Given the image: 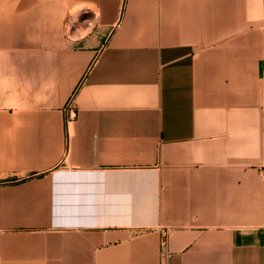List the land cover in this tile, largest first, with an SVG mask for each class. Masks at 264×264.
<instances>
[{"label": "crops", "instance_id": "0c3cea01", "mask_svg": "<svg viewBox=\"0 0 264 264\" xmlns=\"http://www.w3.org/2000/svg\"><path fill=\"white\" fill-rule=\"evenodd\" d=\"M161 260L264 264V0H0V264Z\"/></svg>", "mask_w": 264, "mask_h": 264}, {"label": "built area", "instance_id": "2783aa9c", "mask_svg": "<svg viewBox=\"0 0 264 264\" xmlns=\"http://www.w3.org/2000/svg\"><path fill=\"white\" fill-rule=\"evenodd\" d=\"M68 109H69V112H70V116L74 117L76 115V108H75V106H74L72 101L69 102ZM160 264H167V263L164 260H161Z\"/></svg>", "mask_w": 264, "mask_h": 264}]
</instances>
